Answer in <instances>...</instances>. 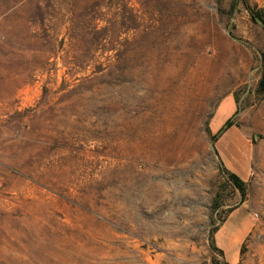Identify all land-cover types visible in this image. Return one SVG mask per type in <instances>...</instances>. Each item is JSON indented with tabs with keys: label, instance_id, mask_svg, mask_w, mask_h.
Returning <instances> with one entry per match:
<instances>
[{
	"label": "rangeland",
	"instance_id": "obj_1",
	"mask_svg": "<svg viewBox=\"0 0 264 264\" xmlns=\"http://www.w3.org/2000/svg\"><path fill=\"white\" fill-rule=\"evenodd\" d=\"M231 2L0 0V264H264V28Z\"/></svg>",
	"mask_w": 264,
	"mask_h": 264
},
{
	"label": "trees",
	"instance_id": "obj_2",
	"mask_svg": "<svg viewBox=\"0 0 264 264\" xmlns=\"http://www.w3.org/2000/svg\"><path fill=\"white\" fill-rule=\"evenodd\" d=\"M238 3H242V5L249 11L251 18L259 22L264 28V11L262 7H259L256 4H252L249 0H232L231 2L233 7L238 5ZM262 63H263V67H262L261 74L258 78L257 89L261 93H264V55L262 57ZM232 123H234V121L232 120V118H230L229 120L226 121L222 130L226 129ZM216 136H217V132L213 133L214 139L216 138ZM215 152L218 153L216 148H215ZM219 169L224 177L223 183L225 186L223 187V189L226 187H231L232 190H237L240 194V200L242 201L245 198V194H246V181L241 176H239L236 172L232 171L227 166H225L221 158H220V163H219ZM220 195H221V192L219 191L217 192V194H215L213 198L212 206L214 208H217L221 204V201L220 200L218 201V196L220 197ZM234 207L235 206L233 205L229 206L230 210L233 209ZM224 220H225L224 217H220L219 222L213 224V226L210 229V233H209V246L215 254H219V255L220 254L223 255V249L215 243V238H214L213 233L219 228L221 224L220 222ZM213 264H230V263L226 259H223V258L219 259L216 256H214Z\"/></svg>",
	"mask_w": 264,
	"mask_h": 264
},
{
	"label": "crops",
	"instance_id": "obj_3",
	"mask_svg": "<svg viewBox=\"0 0 264 264\" xmlns=\"http://www.w3.org/2000/svg\"><path fill=\"white\" fill-rule=\"evenodd\" d=\"M232 125H233V127H236L235 131H236V137L238 138V140L241 141L243 144H245V148H244V151H243V158L247 160L246 162H247V165L249 167L250 155H251V142H250L249 138L247 137V135L238 127V125L235 122L232 123ZM218 153H219L221 159L224 160L225 166H227L229 168L230 165H231L230 164L231 163V159L230 158H226L227 155H228V151L225 150V149L223 151V149H222L221 154H220V152H218ZM235 170H237V169H235ZM240 176L242 178L244 177V175H240ZM219 229L220 228L217 229V232H218ZM239 237H241V235ZM239 237H238V239H239ZM217 243H219L218 245L222 248L221 242H217Z\"/></svg>",
	"mask_w": 264,
	"mask_h": 264
},
{
	"label": "built area",
	"instance_id": "obj_4",
	"mask_svg": "<svg viewBox=\"0 0 264 264\" xmlns=\"http://www.w3.org/2000/svg\"><path fill=\"white\" fill-rule=\"evenodd\" d=\"M256 214V213H255Z\"/></svg>",
	"mask_w": 264,
	"mask_h": 264
}]
</instances>
